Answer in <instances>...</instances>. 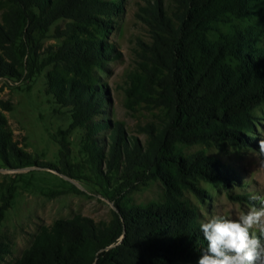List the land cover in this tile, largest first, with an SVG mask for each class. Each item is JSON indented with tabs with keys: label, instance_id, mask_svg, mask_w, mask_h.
Instances as JSON below:
<instances>
[{
	"label": "trees",
	"instance_id": "obj_1",
	"mask_svg": "<svg viewBox=\"0 0 264 264\" xmlns=\"http://www.w3.org/2000/svg\"><path fill=\"white\" fill-rule=\"evenodd\" d=\"M172 2L170 14L151 13L154 61L144 78L139 77L142 95L160 107L164 126L144 127L148 141L143 146L125 137L122 124L114 122L103 152L94 136L107 123L93 119L102 104V88L94 84L93 72L110 51L100 35L116 3L0 0V78L20 79L24 70L32 76L51 65L46 91L60 106L71 108L69 128L86 129L82 146L102 175V184L147 173L164 186V200L146 205L129 204L114 190L107 191L114 205L108 221L74 214L41 225L15 264H180L198 260L206 247L197 210L179 196L184 189L199 195L196 179L212 183L230 174L202 150L181 155L176 143H203L220 150L225 144H249L253 111L264 104V48L258 44L264 37V0ZM59 19L67 20L54 33L62 39L60 44L40 51L49 26ZM11 108L9 100L0 99L3 163L11 169L57 168L33 158L12 140L2 113ZM59 144L60 159L66 161L68 143L63 137ZM101 159L104 174L97 167ZM12 198L10 188L0 198V224Z\"/></svg>",
	"mask_w": 264,
	"mask_h": 264
},
{
	"label": "rangeland",
	"instance_id": "obj_2",
	"mask_svg": "<svg viewBox=\"0 0 264 264\" xmlns=\"http://www.w3.org/2000/svg\"><path fill=\"white\" fill-rule=\"evenodd\" d=\"M113 1L116 8L112 15L106 17L108 28L100 35L110 51L93 72L94 84L102 88L101 112L93 119L107 123L94 136L103 152L107 150V134L114 122L122 124L125 137H133L143 146L148 141L144 127L164 126L160 107L155 106L148 96L145 98L142 95L144 92L139 77L144 78L146 67L154 61L149 23L151 13L157 10L165 15L174 9L172 0ZM1 11L0 7V14ZM66 21L59 19L49 26L47 36L41 40L40 51L48 45L60 44L62 39L55 37L54 33ZM252 21L255 22V18ZM245 23H248L247 19ZM258 44L264 48V37L259 39ZM23 59L25 62L27 56ZM50 68L51 65L45 66L40 73L32 76H27L28 72L24 70L20 79L0 78V99L9 100L12 105L11 110H2L12 140L33 158L57 167L11 169L0 159V198L9 188L13 192L11 205L0 224V264H15L38 228L50 225L58 218L82 214L95 222L108 221L114 205L105 195L107 191L114 190L116 197L126 198L129 204L146 205L164 200L163 184L158 178L147 176V173L102 184L103 180L99 178L102 175L82 146L86 129L69 128L71 108L60 106L46 91V72ZM150 96H154L153 91ZM253 116L254 126L247 134L250 140L245 147L225 144L220 150L203 143H176V151L181 155L202 150L226 167L230 174L229 179L212 183L196 179L195 187L199 189V195L190 189L182 191L179 199L187 201L197 210L199 223L212 214L238 216L253 206L261 207V201L252 197H264V165L260 163L264 156L259 153V140L264 139V104L253 111ZM62 131L65 133L62 134ZM63 137L69 147L66 161L62 158L61 161L59 155V141ZM97 167L105 173L102 159L97 162ZM119 183L121 188H113ZM253 232L258 234V229L254 228ZM197 261L180 264H197Z\"/></svg>",
	"mask_w": 264,
	"mask_h": 264
},
{
	"label": "clouds",
	"instance_id": "obj_3",
	"mask_svg": "<svg viewBox=\"0 0 264 264\" xmlns=\"http://www.w3.org/2000/svg\"><path fill=\"white\" fill-rule=\"evenodd\" d=\"M259 153L264 156V139L259 140ZM260 163L264 165V159ZM252 199H259L261 207L253 206L238 216L212 214L200 221L207 243L197 264H264V197Z\"/></svg>",
	"mask_w": 264,
	"mask_h": 264
}]
</instances>
